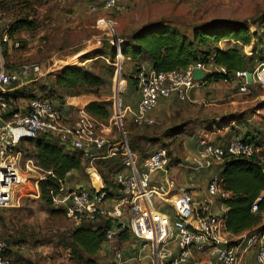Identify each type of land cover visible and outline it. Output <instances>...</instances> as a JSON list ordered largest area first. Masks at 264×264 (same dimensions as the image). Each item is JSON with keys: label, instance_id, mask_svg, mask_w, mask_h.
I'll use <instances>...</instances> for the list:
<instances>
[{"label": "built area", "instance_id": "obj_1", "mask_svg": "<svg viewBox=\"0 0 264 264\" xmlns=\"http://www.w3.org/2000/svg\"><path fill=\"white\" fill-rule=\"evenodd\" d=\"M129 0H97L90 6V11L121 12ZM113 22L98 19L96 27L110 33L108 40L112 55L116 61L122 57L123 42L114 33ZM109 35V34H108ZM10 45L16 49L18 42L10 41L6 32L0 33V111L5 103V94L14 85L39 74L35 64L23 65L9 70L4 63V46ZM194 68L212 72L224 73L223 68L211 65H192L183 70L155 72L145 65L140 66L133 75L139 100L133 111L127 107H114L111 120L116 125L120 139L108 142L96 133V127L102 124L96 122L81 111L79 118L72 123H66L62 113L53 102L34 95L27 102L24 110L11 114L9 120L0 124V208L12 206V192L23 182V170L20 169L22 155L16 150L21 140L34 139L41 134L51 137L58 136L68 140L72 149L81 151L89 164L100 158L94 151L105 148L103 156L109 157L119 153L122 157V170L113 176L117 191L112 197H107L101 188L78 189L68 188L64 181L51 190L52 204L63 210L66 218L74 225L83 222H94L107 219L111 223L104 227V243L117 239L121 231H126L135 241L137 258L149 251L152 264H186L191 257V250L202 254L214 255L220 264H264V231H258L241 241L229 242L224 230L222 217L209 211L210 198H203L198 206H194L190 190L175 186L171 179L164 184L152 182V175L158 172L166 174L172 160L165 148H156L139 160L132 151L122 130V122L126 113L130 112V121L135 126H153L156 121L149 117L159 100L175 95L184 102L191 90L201 86L200 81L192 79ZM119 71V66L117 67ZM246 71H237L230 79L223 81L238 83L237 90L248 91L245 78ZM252 72L253 83L264 87V62L256 64ZM66 142V141H63ZM261 151V147L244 142L240 138L230 139L224 147L203 140L201 149L184 160L183 164L173 162L174 166L188 171L209 168L213 163L220 162L224 156L252 157ZM102 155V154H101ZM102 156V157H103ZM264 163V159L261 160ZM91 166V165H89ZM25 172L35 171L31 160L24 164ZM68 175V173L66 174ZM43 178V177H42ZM218 178H212L207 185L209 196L218 199L227 197V193L218 187ZM175 189V194L172 190ZM259 200V198L257 199ZM164 203L171 209L172 216L156 209V202ZM256 205H252V211ZM175 242L178 252L173 255L168 245ZM254 248L251 262H245L244 253ZM8 246L0 237V264H12L6 253ZM115 259L122 262L120 253Z\"/></svg>", "mask_w": 264, "mask_h": 264}, {"label": "trees", "instance_id": "obj_2", "mask_svg": "<svg viewBox=\"0 0 264 264\" xmlns=\"http://www.w3.org/2000/svg\"><path fill=\"white\" fill-rule=\"evenodd\" d=\"M34 13L32 0H0V17L10 19V23L1 32H6L9 38H12L15 32L32 30ZM260 19L258 22H252L257 25L254 30H250L246 21L212 19L197 22L189 26V34L182 31V27L170 24L169 21L157 20L134 29L127 37L119 38L118 35L117 37L123 42L122 57L136 62L130 78H133V74L140 67L138 61L146 60L155 72L183 70L192 65L223 68L224 73L212 70L208 74L206 81L216 82L230 79L237 71H252L255 64L264 62V16ZM222 39L235 41L242 46L253 44L254 52L247 56L237 47L221 50L218 43ZM108 47L111 52L110 59L113 60L111 45ZM256 49L259 52H256ZM105 84L103 76L94 74L85 67L64 66L46 75V84L40 86L39 95L51 102L54 99L63 100L66 97L84 94L98 96L100 88ZM33 96L19 91L13 95L5 94L4 101L11 97L29 100ZM108 106L109 102L106 101H92L85 105L83 111L94 120L105 122L110 114ZM236 135L244 142L260 146L261 151L249 158L228 155L223 158L218 187L228 196L219 200L227 207L222 218L224 230L231 236L264 231V163L261 161L264 159V135H257L255 129ZM24 144L31 147L23 149ZM130 148L138 153L134 147ZM16 150L25 160H31L36 171L43 176V179L36 177L34 181L37 183L39 199L47 206L52 205L50 192L58 186V182L64 181L67 173H84L83 163L89 162L81 151L72 149L68 142H61L46 134L34 139L21 140ZM104 153L103 149L98 156H103ZM168 155L170 157L169 151ZM121 162L122 157L117 154L103 156L91 162L101 178V191L107 197H112L117 191L113 176L122 170ZM253 204L256 205L255 211H252ZM54 211L64 214L60 208ZM110 223L107 219H98L94 222H83L71 229L68 246L72 258L78 264H97L95 256L104 243V227ZM129 238L126 231H121L117 236L120 243L126 242ZM2 239L6 242L8 250L16 241L8 239L11 241L8 243Z\"/></svg>", "mask_w": 264, "mask_h": 264}, {"label": "rangeland", "instance_id": "obj_3", "mask_svg": "<svg viewBox=\"0 0 264 264\" xmlns=\"http://www.w3.org/2000/svg\"><path fill=\"white\" fill-rule=\"evenodd\" d=\"M196 1L201 2L202 7L193 12L189 11L187 7V4H191L192 0H142L140 5H144L145 9L135 13L127 6L121 12L110 10L98 14H90L86 10L87 17L79 24L70 28H64L60 24L54 30L52 36L44 34L40 41L45 50L41 54H36L30 59L22 61L18 67L35 64L39 68L42 66V68L48 69V73H51L64 66H79L85 67L94 74L103 76L106 84L100 88L98 96L89 95L92 100L109 102V118L105 122L95 120L102 124V126L96 127V133L109 143L117 142L120 136L111 117L115 107L121 106L123 108L120 103L121 99L126 96L130 99L131 92L129 91L132 89L129 90V84L131 85L130 82H133L134 79L129 77L132 73L127 69L126 58L121 57L118 61L110 59L111 52L110 49H107L110 45L108 42L110 33L104 29L97 28L96 22L98 19L103 18L105 21L110 20L113 22L115 35H118L119 38H124L136 29L137 25L145 21L169 20L172 24L182 27V31L189 34V26L197 22L212 19L246 21L251 29L257 26L252 24V22H258L264 16V0ZM179 3H183V5L178 7ZM32 4H34L35 8V27L30 33L36 32L38 18L50 11L48 0H32ZM88 10L90 9L88 8ZM60 21L62 22V20ZM77 51L84 52V55L81 54L73 58L68 54L70 53L71 55V53H76ZM96 54H99L100 57H97ZM258 54L256 53V55ZM118 66L119 71L116 77ZM116 83H121L120 88L117 89L115 87ZM127 85L128 89L125 94ZM233 94V104L230 103L231 100L217 101L213 102L214 105L206 107V114H202L203 110L199 111V116L207 115L213 118H220L222 114L227 115L225 119L216 121V123L211 121L210 123H215L214 128L209 125L206 127L207 129L201 128V125L185 121V118L182 117L177 122L179 127L164 130L159 125L135 126L125 117L122 122V130L128 145L132 148L134 147L144 157L147 155L146 148L154 150L158 147H163L168 150L170 145H175V149H177L181 144V140L192 133L200 137L206 134L207 137L204 140L211 143H213V138L227 142L233 139L236 134H242L246 130L253 131L255 129L257 130V135H264V87L252 83L246 93L233 89ZM74 102L76 100H70L72 105H76L77 103ZM58 109L61 111L60 107ZM79 114L78 112L74 115L72 122L79 118ZM186 124L190 126L184 128L183 126ZM229 124L232 125L231 130H229ZM227 129L228 132L225 133ZM141 139H144L146 145H141ZM23 147L25 149L31 146L24 144ZM103 149L105 150V148H101L96 149L94 152L99 155ZM118 152L117 155L119 156ZM169 153L171 160L177 158V156L180 157V151L175 153L174 149L171 150L170 148ZM25 161L22 155L19 167L23 170V182L12 192V206L5 208L6 219L2 224V233H6V231L14 232V235L20 238L21 242H19V245L23 246L27 252L32 251L31 259L27 261L28 264H78L72 258L68 246L70 244L69 233L72 223L64 214L55 212L56 208L53 204L47 206L39 199L37 184L35 186L34 183V179L38 175L34 171L25 172ZM183 161L182 159L179 163L183 164ZM173 162L174 160H172ZM83 178L87 179V176H83ZM0 235L3 238L5 237L1 233ZM4 239L8 243L11 242L6 237ZM106 246L107 248L101 259L95 256L97 264H118L115 259L116 253H120L123 257L122 262L119 264H151L149 251L141 254L139 258L132 256V248L135 247V242L131 238L124 243L114 239L107 243Z\"/></svg>", "mask_w": 264, "mask_h": 264}, {"label": "crops", "instance_id": "obj_4", "mask_svg": "<svg viewBox=\"0 0 264 264\" xmlns=\"http://www.w3.org/2000/svg\"><path fill=\"white\" fill-rule=\"evenodd\" d=\"M48 1L50 3V11L46 15H41L40 18H38L39 20H38V26L36 28V32L30 33L31 30L29 31L21 30L15 32L12 35V38H10V41L18 42L19 47L14 49L10 45L4 46V53H3L4 63L7 69L9 70L17 69L19 68L18 65L22 61L28 60L32 56L34 57L36 54H41L45 49L40 39L44 37L43 36L44 34L52 36L54 30L57 27H59L60 24H62L64 28H70L71 26L79 24L83 19L87 17L86 10L90 14H94V13L98 14L100 12H105L102 9H98L94 12L88 10V8H90L92 4H95L97 0H48ZM141 1L142 0H129L127 3V7L133 10L134 13L140 10H144L145 9L144 5H140ZM181 5H183V3H179L178 7H181ZM187 7L189 11L193 12L194 10H199L200 7L202 6H201V2L192 0L191 4L190 3L187 4ZM60 20H62V22ZM147 22L149 21H145L140 25H137L136 29L145 25ZM8 23H10V19L8 17H4V16L0 17V32ZM33 27H35V25ZM254 29L255 28H251L250 30H254ZM21 47L23 48L20 49ZM232 47H237L242 49V51L247 56L252 55L254 52L253 44L249 46H242L241 44L236 43L235 41L229 39H222L218 43V48L221 50H226ZM38 49H39V53H38ZM258 49H256V52H259ZM83 53L84 52L77 51L76 53H71V55L70 53L68 54L70 57L75 58L81 54L84 55ZM96 56L100 57L99 54L98 55L96 54ZM138 62L140 63L139 64L140 66L145 65L147 67H150L149 62L146 60H142ZM135 63L136 62L134 61L126 60L125 64L129 72L133 70L132 67L134 68ZM255 66L256 64L253 66L252 70L254 69ZM39 70H40L39 74H32L31 78L21 81L19 84L12 86L6 94L13 95L15 92L23 91L31 95H39L40 86L46 84V75L48 74L49 71L48 69L42 68V66L39 68ZM209 73H210L209 70L205 69V74L208 75ZM115 76L116 77L118 76V71L117 74H115ZM130 83L131 85L129 84L130 86L129 90L132 89L131 91H129L131 92L130 99L129 97L126 96L124 98L125 100L124 99L120 100V103L123 107H127L130 111H133L139 100V93L137 91L135 81ZM120 84H117V87L115 85V87L117 89L120 88ZM237 85L238 83L235 81H231L229 83H226L223 80H219L216 82L210 80L202 81L201 86L199 88L193 89L189 92L188 98L184 102L179 101L175 95H171L168 98L160 99L157 107L149 113V117L154 119L157 122L156 125L161 126L162 129L164 130L176 129L177 127H179L178 126L179 123L177 122L181 120L182 117L185 118V121H191L192 123L201 125V128L205 129L206 127H208V125L214 128L216 121L218 122L225 119V116L227 115L222 114L220 118L217 117L213 118L207 115L199 116V111L203 110L202 114L204 113L206 114L207 111L206 107L214 105L213 102H217V101L231 100L230 103L233 104L234 103V100H232V98L234 97L233 89H237ZM127 89H128V85L127 88L125 89L126 90L125 94L127 93ZM248 89H250V85H248ZM70 100H76V102L74 103L77 104L72 105L70 103ZM92 101H98V100H92L89 98L88 94H84L76 97H66L63 100L54 99L52 102L56 107L58 106L61 108L62 112L61 111L60 112L62 113L64 119L66 120V123H72V118L75 117L74 115L78 112L80 113L81 111H83L85 105H87L89 102ZM27 102L28 99H23V98L13 99L12 97L8 98L3 105V108L0 111V124L4 121L9 120L12 113L24 110L27 105ZM126 117L128 118V121H130V112L126 113ZM211 121H214L215 123L212 124L210 123ZM190 125L192 124L190 123ZM190 125L186 124L183 127L187 128ZM228 126H229V130L232 129V125L229 124ZM225 131H226L225 133H227L228 129ZM202 137L192 133L190 135L188 134L186 138H183L181 140V144L179 147H177V149H175V145H170L168 147L169 151L170 148L171 150L174 149L175 153H178V151H180V157L177 156V158L172 159L174 160V163L180 162L182 159L185 160L191 155L198 152L201 149V142L204 140L205 137H207V135L204 134ZM233 137L238 138L239 136L236 135ZM53 138H56L61 142L66 141L70 144L68 140L62 141V139L59 138L58 136ZM212 141L214 145H218L221 147H224L228 142V141L222 142L221 139H215V138H213ZM140 143L142 146L146 145L144 139H141ZM146 150H147L146 151L147 154H149L152 151L150 148H146ZM137 154L139 156V160H141L143 158V155L140 154L139 152ZM222 163L223 160L220 162L213 163L209 168L193 170V171H188L184 168L174 166L172 163L166 174L158 172L153 174L151 179L152 182L155 184H164L167 179H171L174 182L175 186L184 187L190 190L192 196V202L194 206H198V204L203 198L206 197L210 198V205H209L210 213L222 217L227 207L225 206V204L220 202V200L216 196H209L207 191L208 182L212 178L219 177V174L222 170ZM83 166H84L85 175L84 173L81 172L68 173V175H66L64 179L65 186H67L70 189L102 188L101 178L98 175L95 168L93 167V165L89 163H83ZM34 172L38 175V176L36 175L38 179H43L42 178L43 176L39 174L38 171H34ZM83 176H87V179H84ZM34 183L36 186L37 184L36 181H34ZM171 192L172 194H175V189L172 190ZM155 207L159 211L163 213H167L170 216H172L171 209L167 204L160 203L157 201L155 203ZM5 211H6L5 208H0V233L4 235L7 239H16L15 243L10 245V248L7 251L6 255L10 259L12 264H28L27 261L28 259H31L32 251L27 252V250H25L23 246L19 245V242H21L19 240L20 238L19 236L16 237L14 235V232L6 231V233H2V224L6 219ZM73 227L75 228L76 226L72 224L71 229ZM226 236L229 242H236L245 239V237L248 236V234L243 233L239 236H231L228 233H226ZM243 242L244 240H242L241 243ZM106 245L107 243L102 244L101 249L96 254L98 258L100 257L101 259L103 257L105 249L107 248ZM168 247L172 251L173 255H175L178 252V248L175 242H171L168 245ZM254 252L255 249L251 248L244 253L245 262H251L253 260ZM135 255H137V250L135 247H133L132 256ZM150 263L152 264L151 259H150ZM186 264H220V262L214 255L202 254L195 250H191V257Z\"/></svg>", "mask_w": 264, "mask_h": 264}, {"label": "water", "instance_id": "obj_5", "mask_svg": "<svg viewBox=\"0 0 264 264\" xmlns=\"http://www.w3.org/2000/svg\"><path fill=\"white\" fill-rule=\"evenodd\" d=\"M208 75L204 73L203 70H201L200 68H194L192 70V79L194 81H206ZM245 78H246V82L248 84H251L253 83V80H252V72L251 71H246L245 72ZM263 173H264V170H263Z\"/></svg>", "mask_w": 264, "mask_h": 264}, {"label": "bare ground", "instance_id": "obj_6", "mask_svg": "<svg viewBox=\"0 0 264 264\" xmlns=\"http://www.w3.org/2000/svg\"><path fill=\"white\" fill-rule=\"evenodd\" d=\"M116 87H117V83H116Z\"/></svg>", "mask_w": 264, "mask_h": 264}]
</instances>
